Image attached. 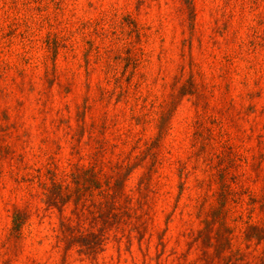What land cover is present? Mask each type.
Masks as SVG:
<instances>
[{"label": "rangeland", "instance_id": "rangeland-1", "mask_svg": "<svg viewBox=\"0 0 264 264\" xmlns=\"http://www.w3.org/2000/svg\"><path fill=\"white\" fill-rule=\"evenodd\" d=\"M0 264H264V0H0Z\"/></svg>", "mask_w": 264, "mask_h": 264}, {"label": "trees", "instance_id": "trees-1", "mask_svg": "<svg viewBox=\"0 0 264 264\" xmlns=\"http://www.w3.org/2000/svg\"><path fill=\"white\" fill-rule=\"evenodd\" d=\"M70 176H71V182L74 184L73 188H75L76 185L79 184V181H80L78 177L81 178V176H77V174H75V176L71 174ZM67 182L68 183L63 185L62 183L60 184V182H57L55 179L52 178L50 184L46 188L47 205L55 206V207H58L59 209H62V206L67 204L68 201L72 199L71 193H72L73 188L70 191L69 189L70 182L69 181ZM116 185L119 188V184H116ZM92 189H96L99 191L98 193L101 199L97 200L95 205H97L98 207L97 211L101 219L103 218L106 221L115 219L116 218L115 211H117V204L120 202V199L118 200L117 198V194L120 195L121 191L115 190L113 188H109L108 186L103 187L102 185H98V184L96 185L93 184ZM73 201L74 203H76L75 199ZM102 205L106 206V209L104 211L102 210V213H101L100 209L102 208ZM17 214L18 213H14L13 218H12V222H13L12 229L13 230H18L21 224V220L17 217ZM67 231H68V234L67 232H64V235H65L64 241H65L66 247H71L72 245H76L79 248L80 252L90 254V253L95 252V249L101 244V242H99L101 241V239H99L100 236L94 232L84 233L83 231H79V229L75 230L73 228L71 229V231L68 229Z\"/></svg>", "mask_w": 264, "mask_h": 264}]
</instances>
